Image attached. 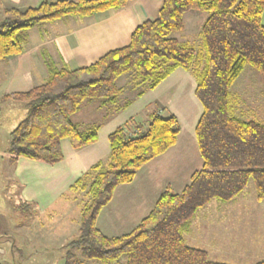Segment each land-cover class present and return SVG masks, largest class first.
Returning <instances> with one entry per match:
<instances>
[{"label": "trees", "instance_id": "16d2710c", "mask_svg": "<svg viewBox=\"0 0 264 264\" xmlns=\"http://www.w3.org/2000/svg\"><path fill=\"white\" fill-rule=\"evenodd\" d=\"M128 1L57 0L7 9L0 21V61L22 54L28 31L37 25L118 10ZM189 12L209 14L197 47L173 37L184 31V15ZM263 16L264 0H165L160 17L141 24L129 45L84 68L52 66L43 84L3 97L27 109L10 132V163L25 158L53 166L64 160L63 140L76 150L97 142L102 125L83 129L72 120L86 101L98 100L117 113L132 104L128 98L123 102L126 89L118 86L120 78L129 77L136 97L155 90L178 69L189 71L196 80L195 95L203 108L196 126L202 168L182 192L165 189L134 230L108 237L97 220L116 188L132 183L143 166L175 146L181 131L176 116L159 113L151 116L144 131L140 126L132 132V121L118 127L109 136L108 165L97 163L89 173L94 175L87 187L90 200L81 209L77 236L63 246L64 264H119L122 256L125 264H225L211 261L205 250L190 247L185 233L200 209L214 200H233L250 181L257 200H264V124L238 116L230 93L247 66L264 79Z\"/></svg>", "mask_w": 264, "mask_h": 264}, {"label": "crops", "instance_id": "0c3cea01", "mask_svg": "<svg viewBox=\"0 0 264 264\" xmlns=\"http://www.w3.org/2000/svg\"><path fill=\"white\" fill-rule=\"evenodd\" d=\"M45 1L55 2L57 0H0V16L4 15L7 9L36 7ZM164 1L129 0L126 6L118 10L100 12L85 18L69 17L52 23L40 24L30 29L27 33L28 39L24 45L23 53L0 61V87L2 90L0 100L10 93L26 92L43 84L48 78L49 69L52 66L70 70L84 68L95 63L108 52L129 45L132 34L141 24L146 21H155L160 17ZM129 81L128 77L122 86L126 89L122 99L124 98V102L127 99L124 96L131 92L133 94L132 104L125 110L116 112L115 126L108 128L109 123L101 126L97 142L76 150L69 140H63L64 160L53 166L25 158L15 164V174L22 185L21 204L32 203L34 205L22 208L27 211L23 234H25L28 246L32 245L35 249V245L39 244L42 237L47 234L50 236L48 239L55 246V250L60 252L58 258L63 259L64 262L63 246L77 236L81 210L76 214L69 207L68 210L61 211L62 208L58 204L68 192H73L75 195L69 201L70 204L77 201V196L84 195L83 198H88L87 187L94 178L93 174L88 175L77 189H74L73 186L79 179H84L95 164L108 165L110 159L109 136L128 121L133 122L132 132L140 126L144 131L154 113H159L162 117L174 115L179 120L181 131L175 146L143 166L137 172L132 183L116 188V213H107L106 206L103 209L105 211L102 210L97 220V226L102 232V229L106 232H114L115 229L116 231L131 232L153 210L165 189L170 188L176 193L182 192L190 183L193 173L202 168L203 159L196 137V126L202 114L200 105H198V112L189 116L188 122L183 121L181 110L177 107V104H184V91L188 86H190L192 96L193 93L195 95L196 80L194 76L189 71L178 69L155 90L147 92L142 97L135 96L136 91L131 87ZM165 90L166 95H156L157 92L163 93ZM169 95L171 98L168 97ZM164 97L165 100H163ZM195 102L193 101L189 107L200 103V101L196 104ZM10 104L7 108L10 111H26L27 113L23 104ZM154 104L160 109L167 107L168 116L163 115V109L161 112L160 110L158 112L156 110L149 111L148 108L153 107ZM97 108L106 107H103L99 101ZM2 112L0 110V115ZM93 125L96 124H88L83 129ZM82 152H85L83 153L85 155H81ZM69 156L72 158L70 159ZM88 170L90 171L86 173ZM84 173H86L85 176H83ZM253 186L252 193L256 196V187ZM243 194L242 192L237 198L240 199L244 196ZM233 200L235 202V199ZM233 200L226 203L214 200L200 209L192 220L189 230L185 233L186 243L190 247L198 249L201 247V238H208L216 243L222 236L218 235V232H225L228 234L230 242L236 245L238 235L235 233L236 224H233V218H226L224 227H221L223 229L196 230V222L201 214L211 206L220 208L223 205L228 209ZM259 204H264V201ZM46 214H48L49 222L42 218ZM53 216L58 222L63 223L58 233L54 226H50ZM200 249L207 251L206 247ZM4 252L0 249V254ZM231 253L229 258H235L232 261L246 262L256 257H262L264 244L244 246L239 249V252ZM34 255L40 257V251L36 250L32 256ZM37 260L39 263H46V261ZM260 261L254 262V264ZM218 262L224 263L219 260ZM0 264L3 263L0 262Z\"/></svg>", "mask_w": 264, "mask_h": 264}, {"label": "rangeland", "instance_id": "374dc122", "mask_svg": "<svg viewBox=\"0 0 264 264\" xmlns=\"http://www.w3.org/2000/svg\"><path fill=\"white\" fill-rule=\"evenodd\" d=\"M208 15L209 14L207 12H189L185 14L184 31L174 34L173 37L177 38L181 42H187L196 47L199 46L201 42L199 34ZM4 17L5 15H1L0 21L3 20ZM127 78V76L120 78L118 86L122 87ZM0 92L2 93L1 87ZM157 93V96H161L166 95L167 92L165 90L163 93L161 91ZM230 93L235 99L234 104L236 105V114L238 116L244 117L245 120L256 119L264 124V106H262L264 103V79L262 75H260L252 67L247 66L234 86L231 88ZM132 95L133 94L129 92V94L124 97L131 99V97H133ZM168 97H170V95ZM184 97V104H177V107L181 110L180 113L183 121L188 122L190 120L189 116H193L192 113L198 112V105H200L199 107L201 112L202 107L194 93L193 96L190 93V86L185 89ZM163 100H165V97ZM193 101H196L195 104H199L190 108L189 106ZM10 103L16 102L0 100V110L3 111L0 115V249L5 251L0 254V262L3 264H43L38 262L37 259H40L41 262L46 261L44 264H64L63 259L58 258L60 252L55 250V246L50 243V240L48 239L50 237L49 235L45 234L40 243L35 245L37 249H34V246H28L25 234H23V231L25 230L24 226L26 225L27 211L23 210L20 206L22 202V185L15 174V165L10 163L8 150L10 147V132L22 121L26 115V111H10L7 109L8 106L11 105ZM98 103V100L86 101L81 110L72 117V120L79 124L82 128L88 126V124L106 125L109 123L108 128L115 126L116 112L113 107L99 109L97 108ZM148 109L149 111L156 110L157 112L159 110L161 112L163 109V115L168 116L167 107L160 109L156 104H154L153 107L150 106ZM242 112H244L243 115L241 114ZM142 117H144V115H142ZM83 153L85 152H82L81 155H85ZM69 158L71 159L72 156H69ZM89 171L90 170L86 173ZM86 173H84L83 176H85ZM89 173L85 176V178L88 177ZM253 185V181H250L244 190L245 192L243 191L244 196L240 199L237 198L239 195L234 198L235 202L233 200V202L229 204L230 206L228 209L224 208L225 206L222 204H220L222 205L220 208H215L214 206H211L209 209L206 208L208 210L201 214L199 220L196 222L197 231H202L203 229H210V231H212L215 228L217 230L223 229L221 227H224L226 218H233V224H236L235 233L238 235L236 245H234L233 242H230L228 234L225 232H218V235L222 236L220 241L218 240L216 243L208 238L200 239V241H202L200 248H207L209 259L211 261L218 262L219 260L225 264H254V262L263 260L264 255L246 262H236L232 261L235 259L234 257L231 259L229 258L232 255L231 252H239V249L244 246L251 247L253 245L264 244V204L260 205L256 196L253 195ZM72 196H75L73 192H68L61 198L60 204H58L62 208L61 211H66L69 207L72 212L76 214V212H80L84 203L86 204V202L90 200L89 196L85 199L83 198L84 195H81L77 196V201L74 204H70L69 201ZM106 212L111 214L116 213V194L107 205ZM47 215L48 214L42 218L47 220ZM62 224V222L57 221L55 216L52 217L50 226H54L57 233L58 230L61 229ZM102 230L108 237H116L128 233L127 231H116V229L114 232H106L104 229ZM36 250L40 251V257H35L36 255L32 256ZM31 256L32 258H30ZM125 262L126 258L125 256H122L119 264H125ZM85 263L102 264L97 261H85Z\"/></svg>", "mask_w": 264, "mask_h": 264}]
</instances>
